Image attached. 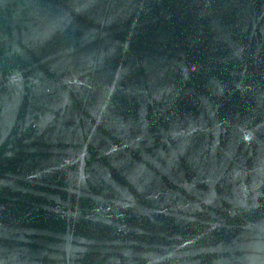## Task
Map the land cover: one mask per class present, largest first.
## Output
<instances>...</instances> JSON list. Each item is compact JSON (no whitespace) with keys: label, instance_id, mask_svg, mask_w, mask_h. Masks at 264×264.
Returning a JSON list of instances; mask_svg holds the SVG:
<instances>
[{"label":"water","instance_id":"95a60500","mask_svg":"<svg viewBox=\"0 0 264 264\" xmlns=\"http://www.w3.org/2000/svg\"><path fill=\"white\" fill-rule=\"evenodd\" d=\"M0 264H264V0H0Z\"/></svg>","mask_w":264,"mask_h":264}]
</instances>
